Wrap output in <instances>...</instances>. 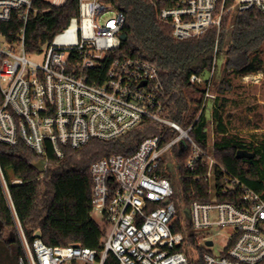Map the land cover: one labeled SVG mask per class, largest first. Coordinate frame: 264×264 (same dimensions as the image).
Returning a JSON list of instances; mask_svg holds the SVG:
<instances>
[{"label":"built area","instance_id":"obj_1","mask_svg":"<svg viewBox=\"0 0 264 264\" xmlns=\"http://www.w3.org/2000/svg\"><path fill=\"white\" fill-rule=\"evenodd\" d=\"M43 1L60 7L66 0ZM163 1L166 6L159 18L171 23L176 41L196 38L210 26L219 29L228 10L254 9L264 17V0H231L229 7L226 4L230 0ZM34 3L0 0V23L19 25L17 31L3 33L0 29V143H23L45 161L46 171L49 151L60 159L63 147L76 149L91 140L121 139L143 122L156 124L158 132L141 140L129 155L112 154L91 164L93 213L101 214L109 224L108 236L99 250L49 246L35 236L36 232L30 241L0 173L21 248L18 264H106L109 253L117 264H189L190 256L197 257L196 248L203 251L205 264H264V199L236 179L224 176L221 194L234 195L237 190L238 195L232 201L217 200L213 186L216 160L211 151L190 137L192 125L184 128L164 117V88L158 69L135 57L114 59L102 82L95 81L107 53L118 50L122 43L123 12L99 0H78V15L40 52L27 54L26 25L30 14L39 12ZM31 55L42 59L34 62ZM216 58L217 41L207 77L192 74L189 78L191 84L205 86L199 115L207 101L215 99ZM174 149L177 154L188 150L183 164L186 172L197 174L198 168L205 169L209 201L182 206L172 181L161 176L163 163L167 173L179 180ZM12 184L21 181L14 179ZM186 225L195 237L194 247L186 242ZM214 230L227 236L218 254L208 250L218 234Z\"/></svg>","mask_w":264,"mask_h":264},{"label":"trees","instance_id":"obj_2","mask_svg":"<svg viewBox=\"0 0 264 264\" xmlns=\"http://www.w3.org/2000/svg\"><path fill=\"white\" fill-rule=\"evenodd\" d=\"M123 12L125 23L122 29L126 41L119 49L107 53L102 64L101 83L109 63L114 59L135 57L153 64L159 73L164 88L163 115L184 128L192 125L190 137L204 150L211 151L216 160L213 186L218 201H232L235 194L222 195L224 176H230L254 190L264 199V140L245 143L238 137L229 136L222 121L221 111L214 107L213 133L220 134L211 150L205 110L199 115L204 93V84H191L192 74L206 78L212 68L217 41V56L224 51L226 73L240 76L264 71V17L257 10L230 11L222 15L220 27L210 26L196 38L176 41L172 37L170 22L159 18V12L166 6L163 0H99ZM232 1H228L229 7ZM39 12L30 14L25 29V51L27 54L40 52L72 17L78 15V0H66L60 7L51 6L43 0H35ZM19 28L18 24L0 23L3 33ZM216 68V66H215ZM225 74L220 90L228 88ZM216 79V76L214 77ZM214 82V80H213ZM214 85V83H213ZM199 115V117H198ZM198 119L196 120V118ZM158 132L156 124L143 122L140 127L121 139L114 141L91 140L79 148L63 147L62 158L48 152L46 171L39 172L35 153L23 143L8 146L0 143V173L6 183L14 212L31 241L35 232L49 246L76 245L99 250L109 233V224L92 219V177L93 162L112 154L129 155L139 142ZM246 150L254 154L251 159H238L237 151ZM179 167L178 179L172 178L165 165L161 164V176L172 181L179 201L188 207L193 201L207 202L208 180L203 177L205 169L198 168L197 174L186 172L183 164L188 150L177 154L173 150ZM177 154V155H176ZM224 169L225 173L221 171ZM19 179L21 184H12ZM186 242L194 247L195 237L189 226ZM190 230V231H189ZM176 231H181L177 229ZM5 236V237H4ZM197 257L190 256L189 264H205L203 251L196 248ZM21 248L15 235L10 210L6 204L0 181V264H18ZM106 264H117L115 256L108 254Z\"/></svg>","mask_w":264,"mask_h":264},{"label":"rangeland","instance_id":"obj_3","mask_svg":"<svg viewBox=\"0 0 264 264\" xmlns=\"http://www.w3.org/2000/svg\"><path fill=\"white\" fill-rule=\"evenodd\" d=\"M51 1V0H45ZM45 48V46L43 47ZM30 59L40 62L41 56L31 55ZM224 51L216 58V68L214 85L212 92L214 101H207L205 115L208 121L207 134L208 146L211 150L215 140L219 139L220 134H214V123L212 121V111L216 107L220 109L222 121L226 125L229 136L238 137L245 143L250 141L258 143L264 140V71L257 74L240 76L236 73H226L224 66ZM225 74L228 81V88L220 90V83ZM169 153H172L171 151ZM92 219L97 223H102V216L99 213H92ZM218 234L213 239L214 246L210 249L214 254H218L227 243V236L223 231L214 230ZM5 237V236H4Z\"/></svg>","mask_w":264,"mask_h":264},{"label":"water","instance_id":"obj_4","mask_svg":"<svg viewBox=\"0 0 264 264\" xmlns=\"http://www.w3.org/2000/svg\"><path fill=\"white\" fill-rule=\"evenodd\" d=\"M120 38H121L122 42L126 41V35L125 34H122ZM236 157L238 159H244V158L251 159V158L254 157V154L250 153V152H248L246 150H239V151H237ZM44 165H45V161L44 160H38V161L35 162V166L37 167L39 172H44L45 171ZM168 168L171 169L172 165L168 164ZM35 236L36 237H40V232L37 231L35 233ZM207 244H211V243H207Z\"/></svg>","mask_w":264,"mask_h":264}]
</instances>
